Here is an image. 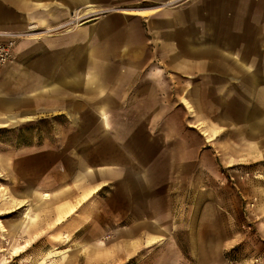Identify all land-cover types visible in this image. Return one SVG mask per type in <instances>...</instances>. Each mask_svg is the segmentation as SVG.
Masks as SVG:
<instances>
[{"label":"rangeland","instance_id":"rangeland-1","mask_svg":"<svg viewBox=\"0 0 264 264\" xmlns=\"http://www.w3.org/2000/svg\"><path fill=\"white\" fill-rule=\"evenodd\" d=\"M83 10L36 37L74 40L83 28V51L74 41L57 52L70 63L55 68L56 81L46 48L39 88L32 77L8 83L12 71L0 83V117H33L0 129V264H199L193 255L212 246L214 227L232 236L219 244L220 264H264V0H107ZM165 12L182 14L185 31L217 13L210 37L248 66L233 67L232 82L166 66L218 56L187 38L170 49L156 33ZM197 157L199 168L174 161Z\"/></svg>","mask_w":264,"mask_h":264},{"label":"crops","instance_id":"crops-1","mask_svg":"<svg viewBox=\"0 0 264 264\" xmlns=\"http://www.w3.org/2000/svg\"><path fill=\"white\" fill-rule=\"evenodd\" d=\"M107 0H0V35L1 34H16L20 35L21 39L17 48L15 49V56L16 60L11 61L10 63L4 65L0 71V83H4L3 74L7 72H11V76H8L10 78L7 79L8 83H13L16 80L19 82L22 81V83L26 82L25 80H29V77H32L29 81H31L33 84L37 83V88H39L40 84V66L42 65L41 59L38 57L41 50L48 49L49 52V60L44 62L43 65H47L49 68L50 78L53 75V80L56 81V69L58 66H66L70 63V59L68 62L67 54H59L57 52L62 51H68L73 48V42L76 41L77 45L80 46V50L83 51V46L80 41V35L83 34V28L77 32L76 38L74 40L62 38V37H52L47 41H41L40 38H36L39 35L46 34L48 32H57L58 30H63L67 23V20L72 19L73 15L77 14L80 10L81 18H83L84 10L83 8H88V5L90 3H103ZM112 1V0H111ZM115 1V0H113ZM151 2H165L167 0H150ZM93 6L90 7V9ZM158 12L159 9H153L148 11H141L140 13H146V12ZM179 12H165L161 18H165L168 20L166 23V26L159 28V31L157 30L156 33L166 35V44L169 45L170 49L177 50L180 47L181 42H184L185 39L187 42L191 44H198L200 45L202 43H206L209 45V49L211 53L212 51H215V56L213 58L208 59H202V58H195V59H181V55H178L177 60L166 62V66L168 67H185V66H191L194 68H198L196 71H192V76H195L198 74V76H201L202 74H206L207 72L212 76H218L223 77L225 79V82H232L233 80V67H239L242 68L243 66H248V64L244 63V60L237 59L239 63L234 60L232 57L233 53V47L230 43L225 44V46L221 47L220 41L218 39L215 40V38L210 37L212 34L217 33V26L215 24V21L221 17L217 13L211 14L210 18L215 20L214 23H211L207 27H202L201 23L199 21V16L194 19L196 24L194 23V20L192 22V26L190 29L185 31L184 27L182 28V25H184L183 21L182 23H179L180 19H186L182 14L179 15ZM232 15L230 12H227L226 18H229V16ZM77 17V15H75ZM195 17V16H193ZM198 18V19H197ZM216 26V27H215ZM182 31L184 33L182 34ZM205 33L208 34L207 39L204 41H201V34ZM181 34L183 35V38H181ZM195 35V37H191ZM189 36V37H188ZM38 39V40H37ZM80 41V43H79ZM87 45V41H86ZM228 45V52L230 54L226 53V46ZM72 47V48H71ZM224 49V50H223ZM86 51L88 49H85ZM222 52H225L222 53ZM59 57V58H58ZM78 61V59L76 60ZM235 61V62H234ZM47 63V64H46ZM78 63V62H77ZM81 65L79 62L77 65ZM211 68V67H224L226 68V71L222 74L220 70L218 72L211 71V70H204L200 68ZM30 68H32V75L29 73H26V70L30 72ZM37 68V69H36ZM228 68V69H227ZM76 69L74 68L73 72ZM179 71V69H176ZM182 70V69H181ZM184 71V70H182ZM14 72V73H13ZM52 74V75H51ZM197 76V75H196ZM80 78V75L75 76V78ZM28 78V79H27ZM12 79V80H10ZM228 80V81H227ZM17 82V81H16ZM28 82V81H27ZM33 88L35 85L32 86ZM161 89V88H160ZM170 90H172L171 87H169ZM178 91V88H177ZM12 97V96H11ZM157 97V96H156ZM11 99V98H9ZM13 100H10L9 104L10 106H15L16 101L15 98L12 97ZM4 103L0 102V106H2ZM39 115V112H38ZM35 116V113H34ZM33 117H23L19 118L15 115H7V118L0 117V129L8 128L11 126H14L20 121L29 120ZM175 163L178 164L179 162L183 163H190L189 165H197L199 168V163H203V158H175ZM216 169V168H215ZM215 177V179H222V173L221 171L218 172L217 170H213L212 172ZM176 177L183 178V172L176 171L175 172ZM200 172L199 170H196V172L192 173V178L199 179L200 178ZM2 190V189H1ZM6 197L5 199H7ZM38 199V198H37ZM44 201L42 204L49 205L53 201L52 196L49 193H42L41 198L39 197V202ZM24 205L17 204L15 208L9 209L6 211L5 214H12L16 212L17 210H20ZM74 211V207L71 208L69 213H72ZM1 215V214H0ZM1 222V221H0ZM4 230V227L1 226ZM203 229H209V228H203ZM232 230V227H231ZM210 231V230H209ZM233 231V230H232ZM209 235H215L216 239L213 240L211 247H206L197 253H195L193 256L196 260H198L199 264H220L221 262L216 261L220 260L221 258H224V252L221 250L223 246L219 244H223L226 242H230L232 239L231 234L229 233L227 228H217L214 227L212 232ZM219 235H222V237L217 238ZM193 236H197L195 233L191 231L190 237L192 238V242L194 241ZM204 234H202V237H200L202 243H206L207 239L204 238ZM215 245H214V244ZM218 246V250L215 249V247ZM212 261H208V260Z\"/></svg>","mask_w":264,"mask_h":264},{"label":"built area","instance_id":"built-area-1","mask_svg":"<svg viewBox=\"0 0 264 264\" xmlns=\"http://www.w3.org/2000/svg\"><path fill=\"white\" fill-rule=\"evenodd\" d=\"M20 35L1 34L0 35V67L10 63L14 57V48Z\"/></svg>","mask_w":264,"mask_h":264}]
</instances>
